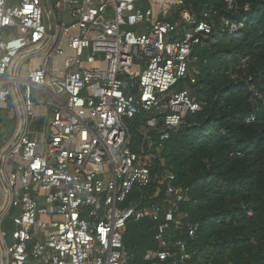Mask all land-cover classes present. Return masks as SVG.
Instances as JSON below:
<instances>
[{
    "label": "built area",
    "instance_id": "1",
    "mask_svg": "<svg viewBox=\"0 0 264 264\" xmlns=\"http://www.w3.org/2000/svg\"><path fill=\"white\" fill-rule=\"evenodd\" d=\"M141 1L58 0V18L45 0H0V264H130L127 225L146 218L157 224L158 244L147 260L189 259L187 243L170 237L189 189L172 170L154 172L147 152L203 110L190 86L196 51L214 26L211 11L199 19L187 0ZM241 25L224 20L228 32ZM252 79L251 102L264 111V88ZM47 98L54 110L41 114ZM3 109L12 133L1 127ZM141 117L146 141L135 151L131 124ZM155 182L161 200L122 205Z\"/></svg>",
    "mask_w": 264,
    "mask_h": 264
},
{
    "label": "trees",
    "instance_id": "2",
    "mask_svg": "<svg viewBox=\"0 0 264 264\" xmlns=\"http://www.w3.org/2000/svg\"><path fill=\"white\" fill-rule=\"evenodd\" d=\"M232 4L230 8L227 0H187L199 19L211 11L214 26L196 51L198 73L190 86L205 106L186 118L163 149L153 150L158 153L153 171L172 170L176 183L189 189V200L179 204L182 226L170 227V237L184 240L190 256L184 262L179 256L175 264H264V111L252 104L245 81L252 76L251 83L264 88V0ZM225 19L242 25L228 32ZM252 112L258 113L257 119L247 124ZM144 124L145 117L131 124L135 151L146 141L140 131ZM148 134L156 140L155 132ZM236 151L243 155H233ZM141 196L143 205L152 196L161 200L164 186L155 182L141 192L134 190L122 205ZM190 225L198 226L194 237L188 234ZM156 226L148 218L128 223L124 244L130 264H152L145 256L158 248Z\"/></svg>",
    "mask_w": 264,
    "mask_h": 264
},
{
    "label": "rangeland",
    "instance_id": "3",
    "mask_svg": "<svg viewBox=\"0 0 264 264\" xmlns=\"http://www.w3.org/2000/svg\"><path fill=\"white\" fill-rule=\"evenodd\" d=\"M45 1H46V4H47L46 7H47V9H48V15H49V13H50L51 11L53 12V10H55V14H56L57 17L59 18V17H60V15L58 14L59 9H58V7H57V2H58V0H45ZM15 2H16V0H9V4H10V5H14ZM140 5H141V7H143V8L148 7V2H147V0H142L141 3H140ZM48 15H47V17H48ZM48 18H49V17H48ZM10 32H12V31H11V30L8 31L7 34L9 35ZM100 58H103V57L100 55ZM18 62H20V60H18ZM103 68H105V64H103ZM195 71H198V66H195V65H194V72H195ZM34 97H35V98L37 97V94H36L35 89H34ZM11 104H12V103L10 102L9 105H11ZM53 110H54V107H53V105L50 103L49 99L47 98V100H46V104L43 105V106H40V108H39V113H41V114H48V113L51 114V113L53 112ZM1 116H2V118H3V122H2V124H1V127H2L4 130H6V131L12 133V131H13V129H14L15 122H14V120H12V119L10 118V112H9L8 110H6V109H3L2 112H1ZM140 131L143 132V133H146L145 128H142ZM1 144H2V141L0 140V146H1ZM153 150H155L154 147L152 148L151 152H149V154L147 155V156H148V160L150 161L151 164L153 163V160L157 157V154H158V153L154 152ZM164 165H165V161H164V159L162 158V159H161V166H164ZM183 216H184V214H183ZM14 228H15V226H14V224L12 223V221L10 220V218H8V219L4 222V224H3V229H4L5 231H7L8 234H9V237H8L7 241H8V243H9L10 245L13 244V239H12V237H11V232L13 231Z\"/></svg>",
    "mask_w": 264,
    "mask_h": 264
},
{
    "label": "crops",
    "instance_id": "4",
    "mask_svg": "<svg viewBox=\"0 0 264 264\" xmlns=\"http://www.w3.org/2000/svg\"><path fill=\"white\" fill-rule=\"evenodd\" d=\"M148 6H149V4H148ZM147 8V7H146Z\"/></svg>",
    "mask_w": 264,
    "mask_h": 264
}]
</instances>
